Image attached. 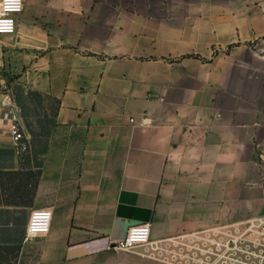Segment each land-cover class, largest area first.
Returning a JSON list of instances; mask_svg holds the SVG:
<instances>
[{"label":"crops","instance_id":"0c3cea01","mask_svg":"<svg viewBox=\"0 0 264 264\" xmlns=\"http://www.w3.org/2000/svg\"><path fill=\"white\" fill-rule=\"evenodd\" d=\"M6 86L41 177L0 205V264H179L192 235L264 221V0H24ZM2 90L0 172L21 167ZM144 222L150 243L114 247Z\"/></svg>","mask_w":264,"mask_h":264},{"label":"built area","instance_id":"2783aa9c","mask_svg":"<svg viewBox=\"0 0 264 264\" xmlns=\"http://www.w3.org/2000/svg\"><path fill=\"white\" fill-rule=\"evenodd\" d=\"M24 9V0H0V34H12L16 31L17 15ZM2 90L4 99L2 120L8 124L11 145L20 155L29 150L28 138L21 122L19 110L13 97L7 90ZM53 213L50 207L34 209L26 229V238L45 235L51 227ZM258 228L253 224L247 228L232 230L219 227L208 235L195 234L187 241L178 243L176 253L179 264H261L255 258L256 251L264 238V221H259ZM205 233V232H204ZM151 223H137L129 227L125 238L117 240L114 247L132 251L136 247L150 243Z\"/></svg>","mask_w":264,"mask_h":264},{"label":"trees","instance_id":"16d2710c","mask_svg":"<svg viewBox=\"0 0 264 264\" xmlns=\"http://www.w3.org/2000/svg\"><path fill=\"white\" fill-rule=\"evenodd\" d=\"M19 156L21 167L18 170L0 172V205H33L41 170L32 168L28 152Z\"/></svg>","mask_w":264,"mask_h":264},{"label":"rangeland","instance_id":"374dc122","mask_svg":"<svg viewBox=\"0 0 264 264\" xmlns=\"http://www.w3.org/2000/svg\"><path fill=\"white\" fill-rule=\"evenodd\" d=\"M210 4V2L219 4L223 7L226 6H231L233 5L234 7L237 8H244L245 6L248 5H253L254 3L259 2L260 0H207ZM258 253V257L255 259L260 261L261 264H264V238L262 237V244L259 246V248L256 249Z\"/></svg>","mask_w":264,"mask_h":264}]
</instances>
